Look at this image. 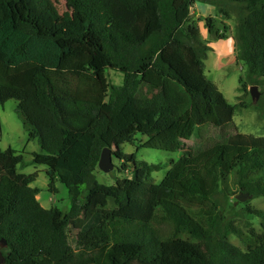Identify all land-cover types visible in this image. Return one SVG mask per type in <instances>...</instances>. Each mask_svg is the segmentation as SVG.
I'll list each match as a JSON object with an SVG mask.
<instances>
[{
  "label": "trees",
  "instance_id": "1",
  "mask_svg": "<svg viewBox=\"0 0 264 264\" xmlns=\"http://www.w3.org/2000/svg\"><path fill=\"white\" fill-rule=\"evenodd\" d=\"M229 1L242 12L236 61L264 80V0ZM66 2L72 11L60 14L53 0H0V106L15 102L47 191L57 181L69 201L67 212L43 208L36 174L18 172L24 152L0 150L3 264H264V212L246 206L260 229L243 232L214 200L230 187L264 200V136L237 130L243 104L206 77L196 0ZM205 26L214 32L212 18ZM106 70L123 84L109 87ZM210 128L233 134L171 161L159 184L162 166L137 159L140 149L175 153ZM120 145L135 148L118 157L122 177L98 183L101 150Z\"/></svg>",
  "mask_w": 264,
  "mask_h": 264
},
{
  "label": "rangeland",
  "instance_id": "2",
  "mask_svg": "<svg viewBox=\"0 0 264 264\" xmlns=\"http://www.w3.org/2000/svg\"><path fill=\"white\" fill-rule=\"evenodd\" d=\"M53 3L60 14L72 11L66 0H53ZM241 15L240 7L229 0H196L191 10V21L198 28L201 40L211 49L204 59L206 77L217 86L230 104H243L234 116L237 130L243 134L264 136V80L248 79L246 66L237 62L235 58L237 52L236 25ZM207 18L213 19L214 32L212 34H209L205 26ZM105 78L109 87H118L123 84V75L117 71L106 70ZM242 86L244 89H241ZM252 86L257 87L259 93L257 100H252L249 94ZM231 134H233V129L223 132L211 128L206 129L202 136L197 135L184 142L181 149L175 153L140 149L136 153L137 159L147 164L162 166L160 171L152 174V182L159 184L168 172L171 161H177L181 157H193L214 143L223 141ZM136 138L137 145L146 141V138L141 135H137ZM8 147L19 152L26 148L23 153V163L18 166V171L25 175L36 174L35 182L31 186L40 190L37 195L40 205L46 209L57 207L67 212L69 209L67 190L64 185L55 181L54 186L57 193L47 191L49 178L45 173L46 168L42 165H35L31 157L32 152L40 151L39 146L35 140L29 141L22 120L15 112V102L12 100L0 106V150ZM134 152L135 148L129 145L112 146L111 154L115 168L118 166V157L121 154ZM115 168L108 174L97 170L94 174L98 183L107 186L114 185L115 179L122 177ZM229 191L234 195L221 192L214 199L225 222L243 232L247 231L246 225L259 231V219L248 215L244 208L249 206L264 212V200L261 197L253 198L240 193L234 187H230ZM240 195L245 198L243 202L236 200V197ZM109 204L112 205V201ZM146 216L147 211L141 217ZM229 240L234 246L241 247L235 235H230Z\"/></svg>",
  "mask_w": 264,
  "mask_h": 264
},
{
  "label": "water",
  "instance_id": "3",
  "mask_svg": "<svg viewBox=\"0 0 264 264\" xmlns=\"http://www.w3.org/2000/svg\"><path fill=\"white\" fill-rule=\"evenodd\" d=\"M249 94H250L252 100H257L259 97L257 87L252 86L249 89ZM97 168H98V170H100L101 172H103L105 174H108L114 170L115 166H114L113 161H112L111 147L106 146L101 150ZM236 200L239 202H243L245 200V198L243 195H240V196L236 197ZM5 247H6V241L4 239H0V264L4 263V256L2 254V250Z\"/></svg>",
  "mask_w": 264,
  "mask_h": 264
},
{
  "label": "crops",
  "instance_id": "4",
  "mask_svg": "<svg viewBox=\"0 0 264 264\" xmlns=\"http://www.w3.org/2000/svg\"><path fill=\"white\" fill-rule=\"evenodd\" d=\"M28 137V136H27ZM29 141H34V140H29ZM36 141V140H35ZM37 142V141H36ZM37 145H38V143H37ZM39 146V145H38ZM39 149H40V147H39ZM25 150H26V148L24 149V150H22L21 152H25ZM17 151V150H16ZM19 152V151H18ZM32 153H35V154H40V153H42V151H41V149H40V151L39 152H32ZM31 153V154H32ZM19 172V171H18Z\"/></svg>",
  "mask_w": 264,
  "mask_h": 264
}]
</instances>
